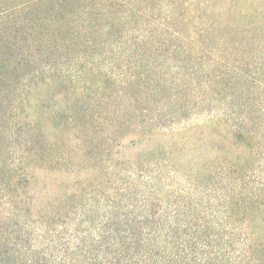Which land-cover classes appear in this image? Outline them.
I'll list each match as a JSON object with an SVG mask.
<instances>
[{
    "label": "trees",
    "instance_id": "16d2710c",
    "mask_svg": "<svg viewBox=\"0 0 264 264\" xmlns=\"http://www.w3.org/2000/svg\"><path fill=\"white\" fill-rule=\"evenodd\" d=\"M262 6L0 0V120L45 73L56 77L52 59L81 67L75 84L56 77L74 97L69 156L60 137H30L32 150L14 158L9 122L0 127V264H264ZM88 57L87 72L78 62ZM106 57L148 69L101 86L88 73ZM129 135L157 144L115 159L112 143ZM84 158L105 164L99 178L73 162ZM31 165L62 174L47 194L30 192Z\"/></svg>",
    "mask_w": 264,
    "mask_h": 264
},
{
    "label": "rangeland",
    "instance_id": "374dc122",
    "mask_svg": "<svg viewBox=\"0 0 264 264\" xmlns=\"http://www.w3.org/2000/svg\"><path fill=\"white\" fill-rule=\"evenodd\" d=\"M264 12V7H261ZM237 28V27H236ZM5 45V42L3 43ZM56 58V57H55ZM93 58H83L82 62H78L79 64L83 63L84 69L88 72L91 70L88 68L89 66L85 65L87 62L93 63L95 61H89ZM99 62V68L93 67L92 71L88 73L90 77L94 79H101L102 82L100 83L101 86L110 85L111 88H114L117 90L119 88V82L118 79L121 78V76L128 75L134 72L139 71H146L148 69L146 65V61L136 58H117L111 59L109 57L106 58H96ZM104 59V60H102ZM44 60V59H43ZM60 60L59 59H52V62L49 65V70H52L54 68L55 72H52L53 75L57 76H65L69 80L75 81V74L72 73V70L80 69V66L73 67V63L75 61L72 60V58H66L63 63L66 62V64L62 65L58 64ZM47 69V70H48ZM57 71V72H56ZM73 74V75H72ZM56 77H50V75L45 73V76L43 77L44 81L38 84L37 86L33 87H27L26 88V94L23 96V101L18 104V107L15 109V113L13 115V118L8 119L6 121L0 120V127L3 128L4 126L8 125L10 126V130L8 131L9 136V143L8 146L11 148L12 153L14 155V158H19V156L25 154L26 152H29L32 150V146L29 144L31 142L30 137L37 138L39 141L44 138H53L54 140L58 137L62 138L61 143V150L62 154L66 156H69L72 146L75 145L72 143V134H71V124L70 119L68 118V112L66 111V108H68L71 104H73V98H69V95L66 94L63 90H61L60 86L57 85L58 79ZM70 77V78H69ZM42 79V80H43ZM60 82V81H59ZM80 84H83L81 82ZM86 84V83H85ZM96 89V86L93 88ZM110 92V91H109ZM106 92H101L100 96H104L103 94ZM104 101L110 102V105H115L118 103V98L115 97L110 100H107V98H104ZM103 102V101H101ZM64 108V109H63ZM9 109L6 108L3 112L6 113ZM2 119V117H0ZM8 126V127H9ZM7 127V128H8ZM60 132H62L60 134ZM130 137H126L124 140L123 146H118V141H114L111 146L112 155L115 157V159H127L132 158L136 153L139 151L149 148L150 146H154L155 141L152 139L150 142H133L135 139H139L137 136L129 135ZM194 136V135H193ZM196 137H200L199 134H195ZM146 140V138H145ZM80 147H76L75 150L79 151ZM205 143H200L199 147L195 150L197 154H200V152H205ZM74 150V152H75ZM206 153V152H205ZM204 153V154H205ZM68 159V158H67ZM66 159V160H67ZM84 159H77L73 162L76 164L81 163V165H87L92 164L93 166L90 167V176L91 179H97L100 177V170L99 167L103 165L104 163H100L99 166H97V163H93L95 161H90L89 163ZM67 162V161H66ZM65 161L62 162L66 166ZM72 162V161H71ZM72 162V163H73ZM53 168H56V165H52ZM70 166V164H68ZM105 166V164H104ZM31 168L35 169V176L37 178V181L34 180L33 183H36V186L30 192L32 194H38L39 196H42L44 194H47L50 187L54 186L56 182H59L56 179V176H61L62 174H56L51 173V171L47 172L46 170L42 169L40 166L31 165ZM85 174H81V176H84ZM35 178V179H36ZM57 180V181H56ZM40 199V198H39Z\"/></svg>",
    "mask_w": 264,
    "mask_h": 264
}]
</instances>
